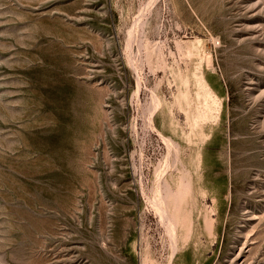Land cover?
<instances>
[{
  "label": "rangeland",
  "instance_id": "rangeland-1",
  "mask_svg": "<svg viewBox=\"0 0 264 264\" xmlns=\"http://www.w3.org/2000/svg\"><path fill=\"white\" fill-rule=\"evenodd\" d=\"M0 264H264V0H0Z\"/></svg>",
  "mask_w": 264,
  "mask_h": 264
}]
</instances>
